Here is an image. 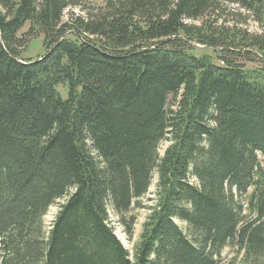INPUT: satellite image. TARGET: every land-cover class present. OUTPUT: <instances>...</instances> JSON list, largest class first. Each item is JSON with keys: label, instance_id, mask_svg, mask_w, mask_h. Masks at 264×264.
<instances>
[{"label": "trees", "instance_id": "16d2710c", "mask_svg": "<svg viewBox=\"0 0 264 264\" xmlns=\"http://www.w3.org/2000/svg\"><path fill=\"white\" fill-rule=\"evenodd\" d=\"M254 50L264 0H0V264H221L228 247L264 264V68L234 58ZM145 208L129 249L112 222L132 240Z\"/></svg>", "mask_w": 264, "mask_h": 264}, {"label": "rangeland", "instance_id": "374dc122", "mask_svg": "<svg viewBox=\"0 0 264 264\" xmlns=\"http://www.w3.org/2000/svg\"><path fill=\"white\" fill-rule=\"evenodd\" d=\"M104 2H105V0H84V3L89 8H97L101 5H103ZM230 8L231 9H238L237 6H231ZM232 11H234V10H231L230 12H228V14L226 15L227 17H225L227 20H229V22H227L226 24L231 23L230 25L233 26V25H236L237 22H238L237 24H239L240 22H243V24H246V26L248 27V29H250L251 32H260L262 30L261 27H259V25L257 23H255V21L252 18H249L247 16V13L244 10H240L239 12H237L238 10H235V12H232ZM71 12H75L76 14H84L85 13L80 8H73L71 10H66L65 18H67ZM27 29H28V26H26L23 29V31H26ZM197 46L199 47V51H198L199 54L212 55L215 63H217V64L222 63L218 59L222 55V53H220L219 51H214V50H212V49H210L207 46L202 45V44H197ZM44 52H45V49L43 47L42 37H41L40 39L33 40L29 44V46L24 50L23 56L25 58L37 59ZM242 52L246 53V50L242 51ZM247 52H249V51H247ZM256 52L257 51L254 50V51H251L249 55L247 54L248 55L247 57H249L248 59H245L246 55L245 56L235 55L234 58H235L237 64L243 65L245 67V69L253 70V69H257V68L258 69L264 68V55L258 56V53L256 54ZM58 90L63 94V97L67 96L66 88H64L62 86H58ZM171 102H173L172 99L170 100V103ZM169 144H170L169 140H165L161 143V145H160V154L161 155L164 154V151L169 146ZM157 182H158V174H157V172H154V177H153V181H152V185L150 187V190H149L148 194L142 200L146 206H150L154 203ZM250 192H251V190H250ZM57 212H58V207L56 205H54L50 208V210L46 216L47 224H50V222H52V220H54ZM133 212L136 215L137 221L135 224L134 237L132 240L128 239V236L125 234L123 228L118 225L116 220H114L112 222V225L115 227L116 233L118 234V236L120 237L122 242L125 244V246L129 249L134 248V246H133L134 242L139 240L141 233H142L143 224L145 222L146 216L149 213V210L147 208L135 209ZM178 223L185 230L187 229L186 223H183L181 221H178ZM234 255H235V250L231 249L230 247L226 248L222 253V257L220 258L221 264H226V262L228 260L232 259Z\"/></svg>", "mask_w": 264, "mask_h": 264}]
</instances>
